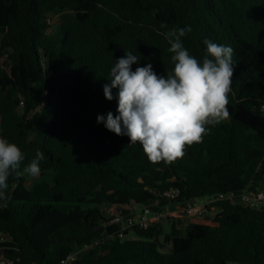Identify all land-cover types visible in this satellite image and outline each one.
<instances>
[{
    "label": "trees",
    "instance_id": "16d2710c",
    "mask_svg": "<svg viewBox=\"0 0 264 264\" xmlns=\"http://www.w3.org/2000/svg\"><path fill=\"white\" fill-rule=\"evenodd\" d=\"M185 26L182 42L197 59L205 39L234 50L230 118L182 159L153 164L139 143L97 122L118 114V89L108 100L104 85L129 51L140 58L133 71H170L166 33ZM1 59L0 137L24 152L22 167L37 150L44 159L34 184L8 179L0 253L59 264L105 239L72 264H264V205L220 202L206 215L169 216V233L163 224L129 230L135 238L120 237L122 222L106 212L264 188V0H0ZM170 188L181 192L175 201L163 196Z\"/></svg>",
    "mask_w": 264,
    "mask_h": 264
},
{
    "label": "clouds",
    "instance_id": "9594fccd",
    "mask_svg": "<svg viewBox=\"0 0 264 264\" xmlns=\"http://www.w3.org/2000/svg\"><path fill=\"white\" fill-rule=\"evenodd\" d=\"M163 27V25H162ZM192 28H172L166 33L174 67L158 75L151 63L143 67L132 52L117 59L104 85V95L112 100L118 89L117 115L98 116L110 132L127 136L129 143H139L153 164H172L186 155V148L199 144L211 127L230 118L231 85L234 77L233 48L205 39L202 59L191 55L182 38ZM44 153L22 167L25 154L13 142L0 137V199L7 198L8 179L13 174L39 176Z\"/></svg>",
    "mask_w": 264,
    "mask_h": 264
},
{
    "label": "built area",
    "instance_id": "2783aa9c",
    "mask_svg": "<svg viewBox=\"0 0 264 264\" xmlns=\"http://www.w3.org/2000/svg\"><path fill=\"white\" fill-rule=\"evenodd\" d=\"M180 193L181 192L178 188H170L163 193V196L170 201H175L180 196ZM220 202H229L233 205H242L245 207H260L264 205V188H259L254 191L244 190L221 193L199 199H192L186 201L183 204L179 203L177 205H168L162 210H153L150 207H142V210L137 212L135 211L137 205H130V213L124 215V208L114 205L108 207L106 212L109 213V209L113 207L120 208L118 213L109 216L118 217L116 221L122 222L119 236L124 237L131 229H149L153 225L163 224V222L171 215L181 214L185 217L191 215H206L210 212V207ZM0 238L2 240H6L7 236L3 233H0ZM108 238H111V236H108ZM104 240L105 239H99L94 244H86L82 247H79L67 258L63 259L59 264H72L73 261L82 258L89 250L94 248L96 245L101 244ZM0 264L19 263H16L15 261L0 253Z\"/></svg>",
    "mask_w": 264,
    "mask_h": 264
},
{
    "label": "rangeland",
    "instance_id": "374dc122",
    "mask_svg": "<svg viewBox=\"0 0 264 264\" xmlns=\"http://www.w3.org/2000/svg\"><path fill=\"white\" fill-rule=\"evenodd\" d=\"M59 23H60L59 18H56V19H54L52 21L51 28L49 30L50 34H52V35H56L57 34L58 28H59ZM3 62H4V59H1L0 60V65H3ZM39 178H40V175L37 176V177H31V176L25 175V179H26L28 185L34 184L36 181H38ZM1 205H2V202L0 200V206ZM141 210H142V207L138 208V211H141ZM109 211H110L109 213L107 212L108 215H113V214L118 213L120 211V208L119 207L118 208L117 207H113V208L109 209ZM215 211L216 210H214V213H215ZM170 224H171L170 221H167V220H165L163 222V225H164L167 233L170 232ZM128 238H135V233L134 232H130L129 235H128ZM163 239H164V237L161 238V240H163ZM231 264H235V263H231Z\"/></svg>",
    "mask_w": 264,
    "mask_h": 264
},
{
    "label": "crops",
    "instance_id": "0c3cea01",
    "mask_svg": "<svg viewBox=\"0 0 264 264\" xmlns=\"http://www.w3.org/2000/svg\"><path fill=\"white\" fill-rule=\"evenodd\" d=\"M140 207H141V206H138V205H137L136 208H135V211L139 212V211H138V208H140Z\"/></svg>",
    "mask_w": 264,
    "mask_h": 264
},
{
    "label": "water",
    "instance_id": "95a60500",
    "mask_svg": "<svg viewBox=\"0 0 264 264\" xmlns=\"http://www.w3.org/2000/svg\"><path fill=\"white\" fill-rule=\"evenodd\" d=\"M157 241L159 242V237H157Z\"/></svg>",
    "mask_w": 264,
    "mask_h": 264
}]
</instances>
